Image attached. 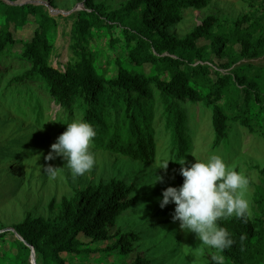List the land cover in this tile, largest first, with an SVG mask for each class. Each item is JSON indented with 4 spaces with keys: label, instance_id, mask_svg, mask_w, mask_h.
<instances>
[{
    "label": "trees",
    "instance_id": "trees-1",
    "mask_svg": "<svg viewBox=\"0 0 264 264\" xmlns=\"http://www.w3.org/2000/svg\"><path fill=\"white\" fill-rule=\"evenodd\" d=\"M212 2L126 0L110 8L84 0L83 9L67 16L71 56L61 69L50 60L56 18L39 4L0 0V63H19L4 84L7 73L0 71V106L24 104L44 119L36 85L62 110L60 131L75 120L88 122L97 133L94 149L145 163L157 159L163 135L171 157L189 156L192 142L185 132L197 103L211 112L212 146L237 126L264 138V66L251 62L264 57V0L258 12L250 5L252 11L231 20L207 15L182 37L170 33L187 13ZM31 24L29 39L14 37L13 30ZM5 150L0 162L15 155ZM259 172L260 183H251L253 215L246 223L234 216L218 221L234 243L207 253L206 264H215L214 254L224 264H264V167ZM127 179L115 174L73 187L59 203L51 199V216L27 212L11 225L14 231L0 226V264H31V248L37 264H104L112 254L122 264H155L148 256L155 255L152 249L141 248L148 236L117 222L137 202V183Z\"/></svg>",
    "mask_w": 264,
    "mask_h": 264
},
{
    "label": "rangeland",
    "instance_id": "rangeland-1",
    "mask_svg": "<svg viewBox=\"0 0 264 264\" xmlns=\"http://www.w3.org/2000/svg\"><path fill=\"white\" fill-rule=\"evenodd\" d=\"M23 2V0H9ZM47 2V0H38ZM110 8L118 7L126 0H96ZM54 9L69 13H51L56 18L58 27L51 55L53 66L63 68L71 56L70 27L72 20L67 16L84 8V0H53ZM261 0H213L212 4L202 11L187 13L186 18L170 30V33L182 37L207 15H215L220 19H234L242 13L260 10ZM49 13L50 7L45 3L39 4ZM50 14V13H49ZM35 25H26L21 30H13L16 39H29L33 35ZM19 50L20 45H15ZM215 62L221 60L214 58ZM264 66V57L251 61ZM19 63L12 59L6 65L0 63V71H6L3 80L6 82L12 75V68ZM34 91L42 102L44 119L36 112H28V106L15 103L0 106V150L15 155L0 162V226L11 227L21 221L27 212L34 216L49 217L52 215L49 203L55 198L59 203L61 197L70 195L73 187H86L90 181L95 184L108 179L109 176L119 175L128 177V182L137 183V202L117 220L126 231L148 236L141 248H151L155 255H149L155 264H206V254L209 250L202 246L194 232L180 228V222L172 219L175 204L169 203L160 207L163 191L169 187L182 185L184 177L180 174L181 165L178 163L184 157H171L168 150L170 139L167 135L157 143V159L152 163L132 160L125 156H117L105 151L90 150L94 154V167L82 176L74 177L62 156L48 159L51 145L56 142L60 131L56 123L62 118V110L52 101L46 92L33 85ZM36 104V103H35ZM193 125L185 134L191 137L192 149L185 159V166H191L196 160L207 161L212 154L220 155L226 164L249 178V188L246 199L250 203V215H253L254 202L252 199V182L260 183L259 170L264 167V138L259 137L241 126L231 128L217 146H212L214 133L211 123V112L201 103L192 110ZM195 113V114H194ZM56 121V122H54ZM76 121V120H75ZM52 124L53 127H50ZM164 160H170L167 169L160 168ZM55 168V174L46 169ZM257 166V168H254ZM155 176L163 178L155 184ZM16 185H18L16 187ZM15 187V189H14ZM169 219V220H168ZM168 220V221H167ZM108 243H100L103 248ZM65 256V254H62ZM36 261V257H35ZM78 264L77 261H74ZM104 264H122L115 255L104 258ZM37 264V263H36Z\"/></svg>",
    "mask_w": 264,
    "mask_h": 264
},
{
    "label": "clouds",
    "instance_id": "clouds-1",
    "mask_svg": "<svg viewBox=\"0 0 264 264\" xmlns=\"http://www.w3.org/2000/svg\"><path fill=\"white\" fill-rule=\"evenodd\" d=\"M96 135L90 123L73 121L51 145L47 158L62 156L73 176H82L95 165L90 148ZM169 161H162L159 167L167 169ZM178 163L183 183L178 188L169 186L163 191L160 207L174 203L172 219L180 222L182 230L194 232L202 246L220 252L230 248L234 240L218 221L234 216L247 222L250 217V203L246 199L249 178L230 168L217 154L209 156L206 162L196 160L190 167L185 166V159ZM46 171L55 174V168L51 166ZM162 180V177L155 176L153 184ZM212 260L215 264H224L222 255L214 254Z\"/></svg>",
    "mask_w": 264,
    "mask_h": 264
},
{
    "label": "water",
    "instance_id": "water-1",
    "mask_svg": "<svg viewBox=\"0 0 264 264\" xmlns=\"http://www.w3.org/2000/svg\"><path fill=\"white\" fill-rule=\"evenodd\" d=\"M4 1H6V2H8L9 4H11V5H21V4H24V3H29V4H34V5H37V4H46V5H48L49 7H50V11H49V13H50V15L52 16V14L51 13H69V12H71V11H67V12H61L60 10H56V9H54L52 6H51V4H50V2H49V0H47V2H44V1H38V0H23V2H17V1H9V0H4ZM4 230H12V231H14L13 230V228H11V227H9V228H5ZM15 235L19 238V239H21L22 240V238H21V236H19L17 233H15ZM30 263L31 264H36V261H35V252H34V250H33V248H31V254H30Z\"/></svg>",
    "mask_w": 264,
    "mask_h": 264
}]
</instances>
